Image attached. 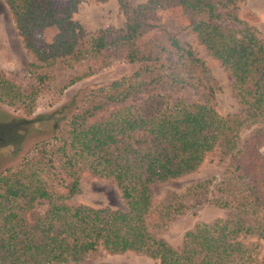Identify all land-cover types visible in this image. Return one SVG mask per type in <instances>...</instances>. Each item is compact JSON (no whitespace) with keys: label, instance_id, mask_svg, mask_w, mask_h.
<instances>
[{"label":"trees","instance_id":"obj_1","mask_svg":"<svg viewBox=\"0 0 264 264\" xmlns=\"http://www.w3.org/2000/svg\"><path fill=\"white\" fill-rule=\"evenodd\" d=\"M3 1L23 47L34 57L29 70L68 69L61 86H49L59 94L100 72L109 60L140 66L88 90L57 134L34 142L29 155L0 171V264H109L92 260L100 249L133 251L159 264H264V32L259 36L238 15L237 5L244 0H146L134 6L116 0L123 26L93 32L72 18L79 0ZM176 6L190 18L185 28L231 76L232 96L242 106L237 114L222 116L208 104L213 90L203 60L146 17L149 11ZM48 27L54 28L50 40L34 41V34ZM169 56L175 59L166 64ZM34 78L42 88L50 80L46 72ZM156 83L189 87L202 102L178 97L168 103L155 94L148 96L156 98L151 104H124ZM37 92L0 74V102L12 109L30 113ZM110 104L118 106L102 120L86 122ZM13 123L0 124V145L16 150L23 135L17 129L7 132ZM215 147L229 154L219 180L154 194L153 184L195 171ZM85 170L112 180L126 209L66 205ZM41 201L46 210L27 221L25 213ZM206 203L228 213L194 223L183 232L179 248L159 236L174 218ZM246 236L255 240L243 242Z\"/></svg>","mask_w":264,"mask_h":264},{"label":"rangeland","instance_id":"obj_2","mask_svg":"<svg viewBox=\"0 0 264 264\" xmlns=\"http://www.w3.org/2000/svg\"><path fill=\"white\" fill-rule=\"evenodd\" d=\"M54 2L61 3L63 0H54ZM125 2L127 6H134L137 3L145 2V0H125ZM237 13L257 29L259 36L263 35L264 0H244L237 5ZM146 17L149 21L166 27L180 43L189 44L196 56L203 60L207 69L209 84L213 90V95L208 104L212 105L222 116L237 114L242 106L232 96V78L220 65L219 61L208 54L196 36L187 27L185 28L190 22L189 16L176 6L149 11ZM72 18L78 21L86 32H93L106 26L119 28L124 23V15L118 9L116 0L102 2L79 0L76 10L72 13ZM53 33V27L45 28L34 34V41L46 43ZM174 59L173 56L165 57L164 62L170 64ZM32 61H34L33 55L23 47L8 8L4 1L0 0V74L28 92L38 89L37 94L34 96L35 105L30 113H25L22 109H12L0 102V124L12 121L14 123L8 128L7 132L11 133L13 129H17L18 134L23 135L20 147L16 150L8 144L0 145V171L15 165L22 157L29 155V149L34 142H41L48 139L49 136L57 134L68 121L72 108L77 104L78 99L88 90L130 73L140 66L118 59L109 60L100 72L75 82L59 94L58 90L54 91V88L49 86L55 84L56 89L61 86L67 78L68 69L61 65H54L44 70L39 68L29 70L28 63ZM37 72L49 74L50 80H45V88L37 85V80L34 78ZM155 94L162 96L163 100L168 103L178 97H182L189 102H202L199 94L189 87H173L156 83L149 85L145 92L128 98L124 104L130 105L143 100H145L143 101L144 105L151 104L156 98L149 99L148 96ZM117 106L110 104L104 107L87 118L86 122L92 123L102 120ZM251 127L253 126H244L240 136H243ZM2 134L0 138H3ZM10 137L8 139L15 140L12 135ZM261 152L264 156V147ZM228 157L229 154H223L218 147H215L205 153L195 171L163 183H155L151 186V189L154 194H158L167 188L178 189L202 179L214 178L217 181L221 177ZM78 188L77 193L64 200L66 205L84 204L94 208L126 209L125 201L121 198L115 183L110 179L95 177L86 170L80 171L78 174ZM194 198L201 197L196 196ZM45 210V202L34 203L33 207L25 213V218L31 222L35 216L42 214ZM227 213V209L211 203L195 206L185 214L174 218L166 228L160 230L159 236L163 237L172 247L179 248L182 243L183 232L194 223L224 217ZM254 240V236H246L242 239L243 242ZM260 254L264 255L263 241H260ZM92 260L96 263L109 264H159L157 259L129 250L109 254L100 249L94 254Z\"/></svg>","mask_w":264,"mask_h":264},{"label":"crops","instance_id":"obj_3","mask_svg":"<svg viewBox=\"0 0 264 264\" xmlns=\"http://www.w3.org/2000/svg\"><path fill=\"white\" fill-rule=\"evenodd\" d=\"M146 1V0H145Z\"/></svg>","mask_w":264,"mask_h":264}]
</instances>
